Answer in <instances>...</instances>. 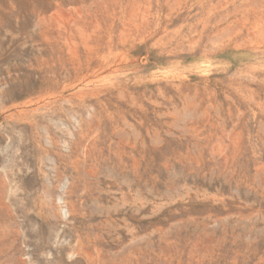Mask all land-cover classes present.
Listing matches in <instances>:
<instances>
[{
	"label": "rangeland",
	"instance_id": "374dc122",
	"mask_svg": "<svg viewBox=\"0 0 264 264\" xmlns=\"http://www.w3.org/2000/svg\"><path fill=\"white\" fill-rule=\"evenodd\" d=\"M0 264H264V0H0Z\"/></svg>",
	"mask_w": 264,
	"mask_h": 264
},
{
	"label": "bare ground",
	"instance_id": "6f19581e",
	"mask_svg": "<svg viewBox=\"0 0 264 264\" xmlns=\"http://www.w3.org/2000/svg\"><path fill=\"white\" fill-rule=\"evenodd\" d=\"M45 105V104H44ZM114 153V152H113ZM118 153V152H117ZM121 165V164H120ZM124 165V164H123ZM72 204V203H71ZM76 213V212H75ZM124 221V220H123ZM91 229V228H90ZM109 230V229H108ZM95 247V246H94Z\"/></svg>",
	"mask_w": 264,
	"mask_h": 264
}]
</instances>
